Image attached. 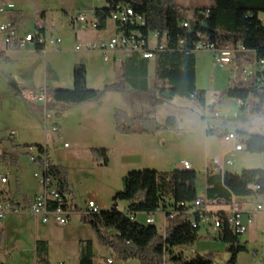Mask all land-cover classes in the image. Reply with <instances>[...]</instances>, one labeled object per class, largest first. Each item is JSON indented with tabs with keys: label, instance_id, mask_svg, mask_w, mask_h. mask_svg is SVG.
I'll list each match as a JSON object with an SVG mask.
<instances>
[{
	"label": "trees",
	"instance_id": "obj_1",
	"mask_svg": "<svg viewBox=\"0 0 264 264\" xmlns=\"http://www.w3.org/2000/svg\"><path fill=\"white\" fill-rule=\"evenodd\" d=\"M105 1V6L95 7L93 10L96 29L107 28L111 13L117 10L118 6H130L133 11L144 17L146 23L123 24L116 21V32L138 31L147 38L151 32L158 31L161 33L159 43L163 42L165 35L164 48L157 49L155 58L152 59L155 62L156 74L154 84L149 82V65L152 60L138 54L122 63L124 74L104 90L88 86L87 68L83 63H78L73 70L74 87L52 90L47 109L52 103L66 108L99 101L107 90L125 89V81L135 93L146 95L154 107L167 101V98L161 96L163 92L195 100L202 107H206V91L197 87L196 42L203 40L216 45L241 43L247 49L242 53H254L255 62L264 57V0H215L212 5L198 7L192 11L175 0ZM14 18L15 22L23 21L21 12L16 13ZM183 21H188L189 26L184 27ZM37 29L44 32L43 27ZM43 47L39 45L38 49ZM255 74V80L251 83L242 86L230 84L223 95L243 101L244 109L253 115L262 116L264 71L257 70ZM18 90V94H22V90ZM114 120L119 134H155L159 131L181 130L174 116H169L161 123L153 116V112L148 111L131 115L126 110L117 108ZM207 133L217 136L228 134L217 128H208ZM237 135L240 141L248 144L247 130L241 129ZM15 142L12 140L13 145L18 146ZM31 146L42 145L26 144L24 147ZM46 152L48 156V151ZM91 153L96 163L108 165L109 148L93 147ZM50 171L58 179L59 191L68 200L70 188L67 171L64 167L52 163ZM123 182L124 187L113 197L110 210L82 214L85 223L93 228L98 238L120 259H138L143 264H164L168 260L172 264H216L214 253L187 256L182 251H176L198 239L201 229L200 224L196 227L193 225V220H199V214L194 210L198 191L197 173L193 167H180L170 171L131 170L124 176ZM206 193L207 202L219 200L231 203L234 197L249 196L263 199L264 169H246L240 173L219 171L210 174L207 177ZM0 198L11 200L5 197L2 189ZM119 201L126 202L124 210L118 208ZM158 211L167 215V225L163 233L158 230L156 224L137 219L139 214L146 215L147 219L148 215ZM173 213L175 215L171 218ZM4 233V228H0V242L4 239ZM218 239L228 244L231 257L227 264H237L238 255L248 250L246 242L241 241V234L228 225L218 232ZM80 243V264H95L92 241L82 240ZM36 247L38 262L50 264L47 258L49 243L46 240H37Z\"/></svg>",
	"mask_w": 264,
	"mask_h": 264
},
{
	"label": "rangeland",
	"instance_id": "obj_2",
	"mask_svg": "<svg viewBox=\"0 0 264 264\" xmlns=\"http://www.w3.org/2000/svg\"><path fill=\"white\" fill-rule=\"evenodd\" d=\"M23 1L29 11L28 17L23 25L28 28L33 27L36 30L37 27L42 25L50 29L53 24V35L50 36V31H48V38H50V40L61 38L62 43L58 46H52L48 41V52L46 54H10L9 57H5L0 53V173L8 175L9 183L6 184V186L9 189L10 198L16 201L19 200L21 204H24L27 202V198L35 194L38 186L41 185L40 180L35 177V174L38 173L42 175V168L40 165L34 164L31 161L28 149L24 146L26 144L43 145L47 143L49 149L48 156L56 163H60L59 165L64 167L67 171L70 188V192L68 193L70 196L69 201L78 210L76 211L77 213L71 215V226H56L52 223V225L48 226L51 230V242L47 255L49 263L59 264L65 261L64 263L66 264H75L68 254L67 249L73 248L72 244L76 245L75 240H77V238H83L92 241L95 261L98 264H107L108 259H113L114 264H143L138 259H120L114 251L109 249L98 238L93 228L85 223L81 215V213L85 212L87 209V202L95 200L94 198L96 197H101L104 202V208L101 211L110 210L113 205V198L110 194L111 189H123V185L119 188L120 184L111 180L108 167L96 163L93 160V156L92 165L89 163L90 169H88L84 178H79L75 175L76 173L74 171L79 165L85 164V161L80 158L70 161L67 156H65V141H67L68 144L72 146L71 149H73L76 142L75 140H78V138L79 140H84V135L82 133H77V139L71 136L61 138L58 135L59 132L53 131V127L56 123H58V125L61 124L60 120L67 111L69 113L68 116L71 114V121L73 123L77 122L79 115H81L78 113V108H81L80 106L82 104L64 108L59 104L52 103V105L50 104L48 106L49 118L45 122L43 114L40 115L32 110L33 105L41 108L44 106V103L31 102L23 96L28 93H40L42 89H46L48 91V99L50 100V92L52 90L72 89L74 87L73 70L78 63H83L86 66L87 84L95 89L104 90L107 85L113 84L118 80V78H115L117 75L120 77L124 74L123 65L114 60L113 53H109L111 61L108 63L104 60V53L100 49H88L85 46L81 50L76 49V46L79 44H96L100 48L103 44H108L111 39L117 37L114 22L112 20L109 21V25L104 30H99L92 26V8L94 6H105L106 1ZM175 1L191 11L198 7L212 5L215 2V0ZM42 6L49 12L46 19L42 18L40 13H37L41 11ZM82 13L87 15L88 22H74L76 16ZM35 16H39L37 21L34 20ZM19 27L21 28V26ZM31 29L32 28H30V30ZM1 45L2 40L0 38V46ZM196 58H201L203 60L202 64H199L198 67L197 87L206 91V108H209L211 103H215V101L219 103L218 100L220 97L224 96V90L230 85L224 88L225 83H228V78H232V82H234L238 75L244 77L243 70H236L234 65H220L216 63L214 52L210 50L197 51ZM155 78V62L152 60L149 65V82L151 85L154 84ZM67 79H69L70 82H67ZM24 80L30 85H36L37 88H21L22 94H17L16 97L12 95L14 96L13 98L6 95L5 91L7 90L13 92L11 87L13 83L17 84ZM39 85H41L40 87L42 88H40ZM231 85H233V83H231ZM90 103H98L106 107L117 105L116 108L126 110L131 115L141 114L147 111L153 112L155 108L146 95L139 92L135 93L127 81H125V89L120 91L107 90L99 101ZM161 105L165 107L158 111L160 117H168L172 115L171 113H175L176 115L179 109H184L186 105L191 107L189 108L191 112L199 116H202L205 110L197 101L179 95L174 96L172 99L167 98V101ZM207 117L212 118V114L210 113ZM261 117L264 118V115ZM218 119L219 118L216 120ZM13 131L18 133V142H15L18 146L13 145L11 141V133ZM93 133L96 139L104 138V135L99 131H93ZM81 156L83 155L81 154ZM4 185L5 184H3L1 188L5 187ZM118 208L124 210L126 208V202L119 201ZM26 213L28 212L11 213L7 215L15 217V219L16 217H21V219L18 223L16 222L14 232L7 234V230L5 229L3 235L4 239L0 242V264H18L20 258L17 261H12L11 254H13L18 247L24 248L28 245V224L25 217H23ZM154 217L158 230L163 233L164 215L158 212ZM137 219L145 222L146 215L139 214ZM5 221L6 218L0 220V228L3 227ZM204 228L205 227L201 229L200 237L191 245L186 246V248H178L176 251H182L184 254L186 253L187 256L197 253L201 255L214 253L216 264H227L231 257L228 251V244L213 239L211 236L213 232H210V235L209 233L206 235L207 233H205L206 230ZM18 234L21 236L17 237ZM7 236L10 237L9 246H5ZM32 237L31 239H33ZM245 237V233L241 234L242 239H245ZM262 243L263 241L256 242V246L250 244L247 251L241 252L238 255L237 264H264V246H262ZM256 250H258V252H256ZM21 256L23 255L21 254ZM164 264L172 263L168 260Z\"/></svg>",
	"mask_w": 264,
	"mask_h": 264
},
{
	"label": "crops",
	"instance_id": "obj_3",
	"mask_svg": "<svg viewBox=\"0 0 264 264\" xmlns=\"http://www.w3.org/2000/svg\"><path fill=\"white\" fill-rule=\"evenodd\" d=\"M11 1L15 3L16 8L7 15H0V21H13L18 29L19 34L33 32L35 30L33 27H30L32 28L30 30V28L23 25L26 21V18L28 17L27 15L29 14L28 8L23 3L24 1ZM95 7L96 6H94L92 10H94ZM19 12L22 13V18L24 20L22 21L23 23L15 22V14ZM37 13H40L42 18L45 19L49 15V12L47 11V9H45L44 6H42L41 11H38ZM38 18L39 16H35L34 20L37 21ZM19 26H21V28ZM39 27L44 28V32H42V34L45 36L48 42L50 38H48L47 33L48 31H50V36L53 35V24L50 29H48L45 25ZM114 27L116 30L115 23ZM37 28L36 30H38ZM86 45L87 44H84L83 46L86 47ZM47 48L48 44L40 49L33 48L28 51H20L12 45H6L2 41V45L0 46V53L5 57H9L10 54H46L48 52ZM202 62L203 60L201 58H197V80L198 67L199 64H202ZM228 65H234L235 69L238 71L243 70L244 74V69L253 68L255 66L254 53L248 55L242 52H235L233 54L232 62ZM255 76L256 74L250 78H246L245 74L244 77H240L238 75V77L235 78L234 82H232V78H228V83H225L224 88H226L231 83L240 86L246 85L247 83H251L252 81H254ZM115 78H119L118 75ZM262 78V84H264V74ZM68 81L70 82L69 79H67V82ZM17 86L20 90H22L21 88L26 89L27 87L37 88L36 85H30L25 80L18 82ZM40 86L41 85H39V87ZM89 87L91 86L89 85ZM12 89L13 92L7 90L5 91V93L7 96L13 98L14 96L12 95H15L16 97L19 90L13 87ZM23 96L27 98L26 94H24ZM218 101L219 103H216V101L215 103H211L209 108H206V105V107H204L205 110L202 116L191 112L189 109L191 107H189L188 105H186L184 109H179V112H177L176 115L175 113H171L172 115L169 116H174L179 120V124L181 127L180 132L167 130L159 131L155 134H119L116 131L114 120V114L115 110L117 109V105L113 107H106L98 103L94 104L90 102L84 103L80 106L81 108H78V113H80L81 115H79L77 122L73 123L71 121V114L68 116L69 113L67 111L66 114H63L60 120L61 124L58 125V123H56L55 126L58 127L57 132H59L58 135L61 138L71 136L74 139H77V133H82L84 135V140H79V138L78 140H75L76 142L73 149H71V145L65 148V156H67L68 160L72 161L80 158L85 161V164H82L83 166L79 165L75 168V175H77L79 178H84L86 176L85 174L88 172V169H90L89 163H92L91 149L93 147L109 148L110 159L106 167H108V169L110 170L111 180L113 182L116 181L120 184L119 188H121L122 185L124 187L123 178L131 170L155 169L159 171H170L180 168V162L182 160L190 161L193 165V170H195L197 173L198 197H202L206 200V209L211 214H219L229 211L232 207L237 208L242 213V220L245 223L247 222L248 217L251 215L253 218V222L249 225L248 231L245 233V239L241 238V241L246 242L247 247L250 244H252V246H256V242L263 241L262 246H264V212H256L254 210L256 204L261 201L260 198L255 196L238 198L234 197L231 203H225L219 200L207 202V177L210 174L219 171L223 173H240L246 169H264V118H262L261 116L253 115L249 112V110L244 109L243 106L245 105V103L239 99L231 98L225 95L221 96ZM164 107V105H159L155 107L153 111V116H155L161 123H164L169 117H160V115H158V111L163 109ZM32 110L35 113H39L40 115L43 114L45 117V122L49 118L48 109H46L45 106L39 108L38 106L33 105ZM210 113L212 114V118L207 117V115H209ZM217 118L219 119L216 120ZM208 128H217L227 133H237L241 129L247 130L249 132L248 144H246V148L242 150H236V145L240 140H226L225 136L209 135L207 133ZM93 131H99L104 135V138L96 139V137L93 135ZM14 132L15 141L18 142V133L16 131ZM65 142L68 143L67 141ZM47 151L49 152V149ZM81 154L83 156H81ZM48 158L52 164H60L53 161L50 156H48ZM228 161H231V163H228ZM6 184L4 185L5 187L2 188V190L5 192V197L13 200L16 203H20L19 200L16 201L10 198V194L8 191L9 189L7 188ZM41 189V185L38 186L35 194L32 197L27 198V202L23 205H28L31 202L32 198L38 192H40ZM120 190H122V188L111 189V197L113 198L115 194ZM67 198L69 199L70 196L67 195ZM94 199L99 204L100 210H102L104 208V202L102 201V198L96 197ZM75 210L78 211L76 208ZM76 211L75 213H77ZM83 213L84 212H82L81 215ZM23 217H25V220L28 224L27 239L29 243L24 248L18 247V249H16V251L11 254L12 261H17L20 258L18 260V264H41L38 262L36 247L37 240H46L50 244L51 230L48 228V226L52 224H55L56 226L62 225H59L54 221L51 222L52 224H44L41 222V220L37 219L33 214L29 212L26 213ZM20 219L21 217H16L15 219V217L7 216L2 228H4V230H7V234L10 232H14V226H16V222L18 223ZM68 225H70V223ZM68 225L63 227H68ZM203 227H205L204 229L206 230V235H208V233L210 235V232H213V234L211 235L213 239L219 240L218 232H216L211 225L202 224L201 229ZM201 229L199 231V237ZM19 234L17 235V237L21 236ZM31 237L33 239H31ZM82 240L86 239L77 238V240H75L76 245L72 244L73 248L67 249L68 254L71 256L73 263L75 264H80V242ZM9 243L10 237L7 236L5 246H9ZM256 252H258V250H256ZM21 254L23 256H21ZM64 262H61L59 264H62ZM94 263L98 264L96 261H94Z\"/></svg>",
	"mask_w": 264,
	"mask_h": 264
},
{
	"label": "built area",
	"instance_id": "obj_4",
	"mask_svg": "<svg viewBox=\"0 0 264 264\" xmlns=\"http://www.w3.org/2000/svg\"><path fill=\"white\" fill-rule=\"evenodd\" d=\"M101 1V0H98ZM16 8V5L11 0H0V15H7ZM92 26L96 28V19L94 12L92 11ZM111 20L113 22L120 21L123 24L128 22L134 24L138 23L144 25L146 20L143 16L133 11L130 6H118L117 10L111 13ZM80 21L83 23L88 22L86 14L82 13L76 16L74 22ZM182 25L188 27V21H183ZM117 37L111 39L108 44H103L100 48L96 44H88V49H100L104 53V60L110 62L109 53L114 54V60L119 63H123L128 58L135 54L147 59H154L157 49L164 48L165 35L163 36V42L159 43L161 33L158 31L151 32L147 38L138 31L132 32H116ZM0 38L6 45H12L20 51H28L33 48H37L39 45L46 46L48 44L45 36L39 30L33 32H26L19 34L16 25L11 20L0 21ZM62 43L61 38H55V40H49V44L52 46H58ZM84 48L79 44L76 46L77 50ZM210 50L214 52L215 62L220 65H228L232 62L233 54L235 52H246L247 49L241 43L239 44H223L216 45L212 42H205L199 40L195 43V51ZM257 70L264 71V57L255 62L253 68L244 69L246 78L252 77ZM26 97L31 102L44 103L47 109L48 103V91L42 89L40 93H28ZM53 131L57 132L58 127L54 126ZM226 140H239L238 135L235 132L228 133L225 136ZM15 141V132L11 133V141ZM64 147H69L68 143L64 144ZM246 148V144L242 141H238L236 150H242ZM28 153L31 156V161L34 164H38L42 168V175L36 173L35 177L40 180L42 190L38 193L28 205L16 203L11 200H3L0 198V220L6 218L11 213L29 212L33 214L42 223L48 224L52 221L59 225L66 226L70 223L71 215L75 213V207L72 203L64 198L58 188V179L50 171L51 162L47 156L48 145L43 144L41 147L31 146L28 147ZM231 163V161H228ZM180 167L187 169V167H193L192 163L188 160H182ZM8 183V175L0 173V191L3 184ZM205 199L198 198V203H195L194 210L199 214V220H193L194 227L199 224H209L216 232H220L225 225H228L232 230L237 233L243 234L248 231V227L253 222V218L250 215L247 222H243L242 213L237 208H231L229 211L219 214H211L205 206ZM86 213H99L100 206L95 200L87 202ZM254 210L256 212H264V198L259 201ZM164 215V231L167 225V215L164 212L158 211ZM157 212V213H158ZM152 213L148 215L146 222L148 224H156L155 215ZM174 213L170 215L174 217ZM113 259H108L107 264H113ZM66 264V263H62Z\"/></svg>",
	"mask_w": 264,
	"mask_h": 264
},
{
	"label": "water",
	"instance_id": "obj_5",
	"mask_svg": "<svg viewBox=\"0 0 264 264\" xmlns=\"http://www.w3.org/2000/svg\"><path fill=\"white\" fill-rule=\"evenodd\" d=\"M12 87L15 88V89H18V86L15 83L12 84ZM162 96H164V97H166L168 99H172L174 97V94H172L170 92H163Z\"/></svg>",
	"mask_w": 264,
	"mask_h": 264
},
{
	"label": "bare ground",
	"instance_id": "obj_6",
	"mask_svg": "<svg viewBox=\"0 0 264 264\" xmlns=\"http://www.w3.org/2000/svg\"><path fill=\"white\" fill-rule=\"evenodd\" d=\"M187 168H192V167H187ZM198 198L199 197L196 198L195 203H198Z\"/></svg>",
	"mask_w": 264,
	"mask_h": 264
}]
</instances>
